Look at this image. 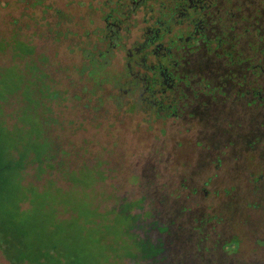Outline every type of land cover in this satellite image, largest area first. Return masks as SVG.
<instances>
[{"label": "rangeland", "instance_id": "374dc122", "mask_svg": "<svg viewBox=\"0 0 264 264\" xmlns=\"http://www.w3.org/2000/svg\"><path fill=\"white\" fill-rule=\"evenodd\" d=\"M74 1L44 3L77 16L80 8ZM230 2L231 9L224 17L227 22L264 18V0ZM42 7L39 0H0V35L8 34L15 20L30 37L34 51L49 58L47 71L56 87L67 89L68 94L62 105L52 103L62 121L55 125L57 121L52 119L48 133L63 148L60 152L69 167L86 164L103 170L104 179L93 185L95 191L104 195L100 205L111 206L112 199L105 195L145 198L141 208H133L132 212L143 209L144 216L152 219L137 225L141 230L150 229L144 234L138 230L141 236L160 240L150 247V251L157 246L163 249L153 258L154 264H264V75L252 77L256 86L263 89L249 86L244 92L250 96L247 101L240 95L244 87L238 86L233 92L238 97H225L221 89L199 79L195 89L216 97L202 96L205 99L191 101L177 118L152 122L144 114L112 102L110 95L116 89L111 85V71L121 68L123 51L119 50L103 67L107 78H99L92 69L87 71L90 56H86L85 62L76 49L81 48L79 41L74 42L78 39L74 30L79 27L67 22L73 35L60 30L66 22L55 23L59 30H47L49 21L55 19ZM63 11L58 12V17H63ZM137 32L138 27L132 30L131 37ZM81 42L86 43L84 39ZM248 42L247 34L237 40L244 56L250 54ZM196 61L198 70L208 68L210 63L204 59ZM219 61L214 80L221 81L223 89L230 92V83L220 78L223 67ZM9 62L8 51L0 52V65ZM236 65V74L242 75L243 65ZM259 69L264 71V64ZM37 86L43 101L48 93L44 86ZM224 98L225 101L221 100ZM41 106L32 104L29 108L39 112ZM18 135H23L21 140L34 150L39 145L28 135L18 132L16 138ZM46 168L30 165L26 170L27 186L42 196L54 182ZM62 170L58 168L51 174L59 186L65 187L67 181L58 176L64 173ZM15 179L16 175H9L8 180ZM14 187L17 186L10 182L7 190ZM133 236L132 245L136 240ZM114 264L132 263L126 259Z\"/></svg>", "mask_w": 264, "mask_h": 264}, {"label": "trees", "instance_id": "16d2710c", "mask_svg": "<svg viewBox=\"0 0 264 264\" xmlns=\"http://www.w3.org/2000/svg\"><path fill=\"white\" fill-rule=\"evenodd\" d=\"M39 2L43 6V11L49 10L53 20L55 19L53 22L49 21L50 27L44 26L47 30H59L60 28L55 27V23L66 22L60 30L67 34L69 31V35L74 34L67 26V22L74 23L75 18L80 17L79 14L72 16L64 12L61 7L51 3L45 4L44 0ZM74 3L80 11L83 10L84 0H75ZM59 11H63V17H58ZM201 23L199 21V24ZM222 25L223 23L218 24L220 31L217 30L216 35L213 36L212 47L217 54L224 55L221 58H224L226 68L229 70H233L238 63L243 65L242 68L239 67L243 71L242 75H231L232 85L263 89L259 85L256 86L252 77L264 75V71L259 69V65L264 64V18L258 21L240 18L229 27L225 26L224 33ZM88 30L90 26L80 28L79 31L84 36ZM93 31L97 32L96 29ZM234 33L240 35L233 36ZM244 34L249 37L250 54L246 56L236 45L238 37ZM201 40L207 41L204 36H201ZM231 41L232 44L226 46V43ZM85 45L90 47L88 42ZM87 47L81 48L82 54L90 56L87 71L90 68L93 74L98 73L99 78L106 79L108 73L103 70L104 57H93V52ZM6 50L10 62L0 65V249L2 252L15 264H114L126 259L131 260L132 264H154L153 258L163 249L159 250L160 247L157 246L150 251V247L160 240H153L148 235L141 236L138 230L144 234L150 229L147 227L141 230L137 225L140 221L150 223L152 219L144 216L143 209L136 213L132 212L133 208H141L139 205L145 198L140 196L122 199L116 195H105L108 199H112V203L107 208L102 207L100 201L104 199V195L95 191L93 185L104 179L103 170L86 164L69 167L63 152H60L63 148L49 135L47 126L52 125L51 120L56 119L55 125L61 124L62 121L60 116L55 114L59 112L52 108V103L62 105L67 99L68 91L56 87V81L47 71L49 58L44 53L34 51L30 37L23 32L22 27L16 24L15 20L12 21L8 34L0 35V52ZM226 73L230 75L228 71ZM102 82L107 81L102 79ZM37 85L44 86L48 93V97L44 96L43 101ZM241 92L240 95L243 94V91ZM120 99L121 97L118 96L116 101ZM32 104H42V109L39 112L34 110L32 113L29 108ZM21 106L24 108L21 109ZM18 132L37 141L39 145L35 146L36 149L28 147L24 140H21L23 135H18L16 138ZM6 136L14 139L9 140ZM28 161L32 164H28ZM30 165L33 168L47 167L50 177L54 179V182L48 186L45 196L39 195L27 186L29 180L25 177ZM58 168H63L64 173L60 172L61 175L58 176L67 181L65 187L59 186L55 181L56 177H52V171L56 172ZM9 175H16V181L8 180ZM9 181L19 189L14 187L7 190V185L10 186ZM129 232L136 233L135 236L132 235L136 239L133 245L131 244L133 238L128 234ZM157 245L162 247L161 244ZM146 249L149 253H145Z\"/></svg>", "mask_w": 264, "mask_h": 264}, {"label": "flooded vegetation", "instance_id": "af4514ba", "mask_svg": "<svg viewBox=\"0 0 264 264\" xmlns=\"http://www.w3.org/2000/svg\"><path fill=\"white\" fill-rule=\"evenodd\" d=\"M84 4L80 17L72 24L80 28L90 26V30L84 36L80 28L74 30L78 31V39L74 42L79 41L81 48L87 47L82 45L83 39L88 42L90 47L87 48L94 52L93 57H104V66L119 50L123 51L121 68L111 71V85L116 91L110 96L116 106L142 113L152 122L177 118L191 101L201 100L202 96L216 97L214 93L195 89L199 79L221 89L225 97H238L239 94H233L238 89L232 85L231 77L236 75L238 67L226 68L221 58L224 55L217 54L212 47L213 36L220 31L218 24L223 23L224 33L225 26L232 23L224 18L231 9L230 0H84ZM136 27L137 35L131 37ZM201 36L207 41H202ZM231 44L232 41L227 42L226 46ZM81 48L76 49L82 54ZM82 56L86 60V56ZM197 59L209 60L208 68L198 70L195 67ZM218 59L223 67L220 78L230 83V92L223 89L221 81L214 80ZM247 88H243L241 95L246 101ZM118 96L121 99L117 102ZM0 264L15 263L0 249Z\"/></svg>", "mask_w": 264, "mask_h": 264}]
</instances>
